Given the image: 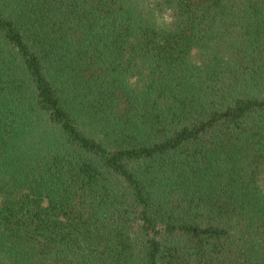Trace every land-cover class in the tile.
Here are the masks:
<instances>
[{
  "label": "trees",
  "instance_id": "obj_1",
  "mask_svg": "<svg viewBox=\"0 0 264 264\" xmlns=\"http://www.w3.org/2000/svg\"><path fill=\"white\" fill-rule=\"evenodd\" d=\"M0 264H264V0H0Z\"/></svg>",
  "mask_w": 264,
  "mask_h": 264
},
{
  "label": "clouds",
  "instance_id": "obj_2",
  "mask_svg": "<svg viewBox=\"0 0 264 264\" xmlns=\"http://www.w3.org/2000/svg\"><path fill=\"white\" fill-rule=\"evenodd\" d=\"M163 19H164V21H166V22H168V23H171V19H172V18H171L170 15H167V14H166V15L164 16Z\"/></svg>",
  "mask_w": 264,
  "mask_h": 264
}]
</instances>
